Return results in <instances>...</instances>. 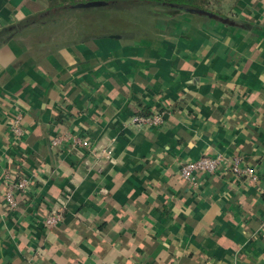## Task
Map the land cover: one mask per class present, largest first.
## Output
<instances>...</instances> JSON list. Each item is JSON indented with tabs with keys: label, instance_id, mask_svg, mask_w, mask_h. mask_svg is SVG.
I'll list each match as a JSON object with an SVG mask.
<instances>
[{
	"label": "crops",
	"instance_id": "obj_1",
	"mask_svg": "<svg viewBox=\"0 0 264 264\" xmlns=\"http://www.w3.org/2000/svg\"><path fill=\"white\" fill-rule=\"evenodd\" d=\"M48 7L0 0V180L6 168L39 178L14 214L0 185V264H264V0H226L227 18L156 7L129 35L88 29L95 11L26 23ZM162 110V126L132 124ZM62 133L89 148L52 147ZM217 154L257 182L182 180V164ZM52 210L65 219L44 230Z\"/></svg>",
	"mask_w": 264,
	"mask_h": 264
},
{
	"label": "built area",
	"instance_id": "obj_2",
	"mask_svg": "<svg viewBox=\"0 0 264 264\" xmlns=\"http://www.w3.org/2000/svg\"><path fill=\"white\" fill-rule=\"evenodd\" d=\"M16 111V110H15ZM171 114L170 110H162L152 113L149 116L135 115L132 118V124L135 126H155L159 127L166 123L167 117ZM22 114L16 113L13 115L10 122V134L12 146L19 147L20 143L25 138L26 131L22 126ZM79 147L84 150L88 149L90 143L87 138L75 136L69 133L58 134L51 140L52 147ZM107 158L111 156V149L103 150L101 155ZM20 154L17 160H23ZM23 162V161H22ZM39 175L43 172L42 168L37 171ZM229 172L238 178L248 180L255 183L258 180L256 171L250 166L243 164L241 158L226 157L225 155L217 154L216 156H203L196 161L186 162L181 165L179 175L182 180L190 187H196L199 179L204 175H215ZM37 175H23L21 172L13 171L9 168L3 170L1 175L0 185L3 202L7 214H14L22 209L23 205L31 206L33 198V187L38 183ZM65 219L63 212L52 210L40 222V226L44 230H50L60 225ZM264 223V217L262 219Z\"/></svg>",
	"mask_w": 264,
	"mask_h": 264
},
{
	"label": "trees",
	"instance_id": "obj_3",
	"mask_svg": "<svg viewBox=\"0 0 264 264\" xmlns=\"http://www.w3.org/2000/svg\"><path fill=\"white\" fill-rule=\"evenodd\" d=\"M98 1L107 2L108 5L99 8H76L77 4ZM225 1L226 0H48L49 7L46 12L32 16L26 23L34 26H39L40 24L43 29H49L53 25L64 27L68 25L67 13L73 11H95L100 12L102 17L99 20L93 19L87 23L86 26L89 25L88 29H92L94 31L107 28L108 31L120 30L129 35L133 33L132 26H138L137 28H142V30L150 28V21L154 18V16H156L154 12L156 7L169 10H182L183 12H187L186 10L189 9H196L205 11L206 13H211L217 18H227L228 13L222 10V5ZM120 2L128 3V5L133 6H140L142 7V10H150L149 19L145 20L144 16H140V19L132 17L130 18V20L133 21L132 24L131 22L125 23V21L119 20L116 16H111L113 11L119 12L120 9H127V7L121 6ZM81 26H85V23Z\"/></svg>",
	"mask_w": 264,
	"mask_h": 264
},
{
	"label": "rangeland",
	"instance_id": "obj_4",
	"mask_svg": "<svg viewBox=\"0 0 264 264\" xmlns=\"http://www.w3.org/2000/svg\"><path fill=\"white\" fill-rule=\"evenodd\" d=\"M120 3H121V6L127 7V9H124V10L120 9L119 12L113 11V13H111V16H116L117 18H119V20L125 21V23L131 22L132 24H133V21L130 20V18L132 17L140 19V16H144L145 20L149 19L150 10H144V9L142 10V7L137 6V5L133 6V5H128V3H124V2H120Z\"/></svg>",
	"mask_w": 264,
	"mask_h": 264
},
{
	"label": "water",
	"instance_id": "obj_5",
	"mask_svg": "<svg viewBox=\"0 0 264 264\" xmlns=\"http://www.w3.org/2000/svg\"><path fill=\"white\" fill-rule=\"evenodd\" d=\"M107 5H108V3L107 2H103V1L87 2V3L77 4L76 8H99V7H104V6H107ZM186 11L188 13H191V14L208 15L211 18L216 17L215 15H213L211 13H206L205 11H201V10L189 9V10H186Z\"/></svg>",
	"mask_w": 264,
	"mask_h": 264
}]
</instances>
